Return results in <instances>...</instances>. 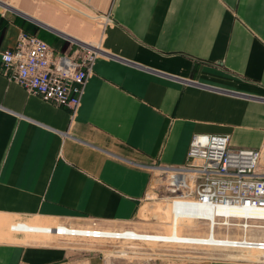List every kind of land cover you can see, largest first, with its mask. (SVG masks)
<instances>
[{
	"label": "crops",
	"instance_id": "0c3cea01",
	"mask_svg": "<svg viewBox=\"0 0 264 264\" xmlns=\"http://www.w3.org/2000/svg\"><path fill=\"white\" fill-rule=\"evenodd\" d=\"M22 32L98 54L74 110L0 73V264H108L53 239L54 226L135 231L152 169L183 164L194 134L262 147L264 0H0V53ZM146 254L130 264H264L193 248Z\"/></svg>",
	"mask_w": 264,
	"mask_h": 264
},
{
	"label": "built area",
	"instance_id": "2783aa9c",
	"mask_svg": "<svg viewBox=\"0 0 264 264\" xmlns=\"http://www.w3.org/2000/svg\"><path fill=\"white\" fill-rule=\"evenodd\" d=\"M97 54L90 46L74 49L71 54L60 53L36 35L22 32L13 47L1 51L0 73L44 101L74 110ZM263 150L264 142L261 148L255 149L231 145L227 134H194L186 161L178 166L160 168L170 179L167 188L171 193L170 203L264 209V171L260 170ZM230 219L242 221L236 226L243 231L251 227L249 221L253 220ZM256 220L264 222V218ZM63 226L64 230L55 228L57 235L117 238L100 228ZM219 238L228 239L226 247L264 250L261 239L245 235Z\"/></svg>",
	"mask_w": 264,
	"mask_h": 264
},
{
	"label": "rangeland",
	"instance_id": "374dc122",
	"mask_svg": "<svg viewBox=\"0 0 264 264\" xmlns=\"http://www.w3.org/2000/svg\"><path fill=\"white\" fill-rule=\"evenodd\" d=\"M11 2V0H4ZM264 157V156H263ZM152 181L150 183L146 198L143 200V205L140 208L136 221L141 222L135 228H131L138 232L144 228L153 230L149 233H169L175 235H192L205 236L208 231V222L206 220L195 219V206L191 202H175L170 203L168 191L167 173L163 171H155L152 169ZM222 221V218H217ZM14 221L13 223H15ZM240 220H231L233 225L216 224L214 229L215 237L219 238H239L243 235L250 239L264 240V228L257 227L264 225V222L257 220H250L251 227L243 231L237 223ZM16 225L37 224L42 226H51L50 224L41 220L21 221L16 222ZM14 225V226H16ZM138 226V227H137ZM143 228V229H141ZM64 235L52 236L53 239L58 240ZM67 244L75 248H86L99 250L104 254L105 261L110 264L111 260H119V264H130L133 261L139 260L146 256L147 248H154L156 246H166L171 248H193L195 250H205L209 252L222 251L233 254L234 256L249 259L264 261V250L208 246L202 244H188L175 243L163 241H140L122 238H87L79 236H64ZM49 239V238H48ZM47 240V239H46Z\"/></svg>",
	"mask_w": 264,
	"mask_h": 264
},
{
	"label": "bare ground",
	"instance_id": "6f19581e",
	"mask_svg": "<svg viewBox=\"0 0 264 264\" xmlns=\"http://www.w3.org/2000/svg\"><path fill=\"white\" fill-rule=\"evenodd\" d=\"M155 171H162L159 168H155ZM169 183V182H168ZM192 203V202H191ZM195 206V219L206 220L208 222V231L205 236H192V235H175V234H157V233H139L132 230H121V231H111L106 230L108 235L112 237L122 238V239H142V240H153V241H168V242H178V243H188V244H202L208 246H221L226 247L225 241L228 239H220L215 237L214 229L216 224L224 223L230 225L231 217L235 218H249V219H260L264 218V209L254 208V207H239V208H227L218 207L212 208L207 204H197L192 203ZM221 216L222 221L217 220ZM58 227L61 230L63 225H56L53 228L54 234L55 228ZM257 227L264 228V225ZM68 229V228H67ZM70 229L67 231L69 232ZM76 232L81 233L79 230ZM224 241V242H223Z\"/></svg>",
	"mask_w": 264,
	"mask_h": 264
}]
</instances>
